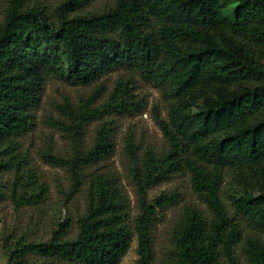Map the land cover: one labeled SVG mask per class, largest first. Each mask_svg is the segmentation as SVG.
<instances>
[{
    "label": "trees",
    "instance_id": "trees-1",
    "mask_svg": "<svg viewBox=\"0 0 264 264\" xmlns=\"http://www.w3.org/2000/svg\"><path fill=\"white\" fill-rule=\"evenodd\" d=\"M95 0H60L53 14L29 0H9L0 19L1 146L34 125L48 76L72 85L96 84L73 109L69 129L72 154L51 150L45 159L67 167L72 190L85 184L84 169L114 151L117 125L112 115H133L147 106L136 92L133 74L120 75L101 103L104 77L123 70L161 91L168 108L155 119L168 148L142 154L126 137L129 171L139 192L140 213L129 224V203L116 177L93 173L88 205L77 220L60 223L50 238L7 236L8 264H117L138 239L139 264H153L157 208L177 201L175 192L150 198V189L187 173L209 213L186 205L164 264H264V0H115L104 10H87ZM37 5V4H34ZM100 121L94 143H82L90 121ZM241 188L222 196L227 174ZM2 191L0 189V196ZM41 194L15 190L16 204L37 203ZM242 222L254 234L244 236ZM46 260L35 262L29 255Z\"/></svg>",
    "mask_w": 264,
    "mask_h": 264
},
{
    "label": "rangeland",
    "instance_id": "rangeland-1",
    "mask_svg": "<svg viewBox=\"0 0 264 264\" xmlns=\"http://www.w3.org/2000/svg\"><path fill=\"white\" fill-rule=\"evenodd\" d=\"M60 0H29L30 6L44 7L47 12L56 15L55 7ZM115 0H95L87 10H104L114 5ZM9 0H0V19L9 7ZM37 4V5H34ZM133 74L136 92L144 96L147 106L143 111L133 115H112L118 126L115 131L116 146L107 158L90 165L84 171L87 175L85 184L79 190H72L73 178L70 170L62 165L49 162L45 153L70 156L72 154L73 137L69 129L72 123L73 109L81 101L86 100L95 89L93 85H72L54 75L47 77L41 99L33 108V127L16 136L12 142L1 147L0 153V264H8V254L4 247L7 236L17 238L24 235L29 239L46 240L51 237L60 223L68 220L71 223L67 234L73 237L77 233V220L86 212L87 181L93 173H104L117 178L129 203V224L134 227L135 219L140 213L139 192L129 171L130 158L126 151V137L132 135L133 141L142 154L148 147L157 152L168 148L165 134L155 119L154 107L158 106L163 118H168V108L161 91L145 82L137 74L123 70L112 71L104 77L105 92L98 99L101 103L112 90L120 75ZM100 121H90L83 130L82 143L89 148L93 145L96 130ZM15 190L25 196L41 194L37 203L16 204ZM241 188L235 183L233 176L227 174L222 196L229 210L232 205L228 196L238 194ZM162 192H175L177 201L165 208H157V221L153 232L155 256L153 264H164L175 247L174 229L179 222L186 205H195L205 211L209 210L196 196L191 177L187 173L174 175L150 189L149 197L153 198ZM244 236L254 234L253 230L242 222ZM264 238V235H262ZM241 264H246L242 246L237 247ZM29 259L42 262L46 259L40 255H29ZM138 239L135 234L130 247L117 264H139ZM50 264H69L66 260H54Z\"/></svg>",
    "mask_w": 264,
    "mask_h": 264
}]
</instances>
